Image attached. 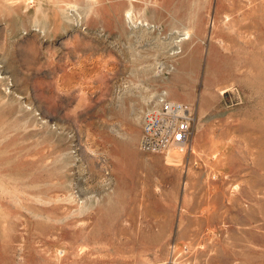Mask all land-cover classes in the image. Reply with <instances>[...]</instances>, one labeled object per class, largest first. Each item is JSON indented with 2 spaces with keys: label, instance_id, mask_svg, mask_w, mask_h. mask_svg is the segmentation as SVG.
<instances>
[{
  "label": "rangeland",
  "instance_id": "374dc122",
  "mask_svg": "<svg viewBox=\"0 0 264 264\" xmlns=\"http://www.w3.org/2000/svg\"><path fill=\"white\" fill-rule=\"evenodd\" d=\"M0 264H264V0H0Z\"/></svg>",
  "mask_w": 264,
  "mask_h": 264
},
{
  "label": "built area",
  "instance_id": "2783aa9c",
  "mask_svg": "<svg viewBox=\"0 0 264 264\" xmlns=\"http://www.w3.org/2000/svg\"><path fill=\"white\" fill-rule=\"evenodd\" d=\"M193 121L194 112L189 105L159 97L156 109L142 114L139 150L158 154L174 146L185 147Z\"/></svg>",
  "mask_w": 264,
  "mask_h": 264
},
{
  "label": "bare ground",
  "instance_id": "6f19581e",
  "mask_svg": "<svg viewBox=\"0 0 264 264\" xmlns=\"http://www.w3.org/2000/svg\"><path fill=\"white\" fill-rule=\"evenodd\" d=\"M132 14V13H131ZM131 14H130V12L127 14V22H128V24L131 26V27H134V21H133V19H132V17H131ZM140 26H144V27H149V26H151V25H149V23H146V22H144V23H140ZM181 39H183V38H181ZM180 39V40H181ZM180 40H178V41H180ZM177 41V42H178ZM158 102V101H157ZM153 109H156V107H154ZM152 109V110H153ZM149 110H151V109H149ZM175 148H168L167 150H166V152H165V154H166V163L168 164V165H173V164H175L179 159L178 158H180L179 156H180V151L182 150L180 147H178V146H174ZM177 147V148H176Z\"/></svg>",
  "mask_w": 264,
  "mask_h": 264
}]
</instances>
